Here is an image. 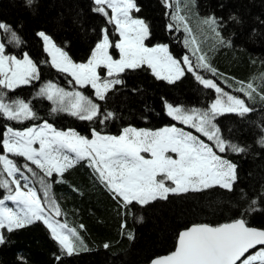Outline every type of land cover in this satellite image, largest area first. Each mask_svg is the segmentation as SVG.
<instances>
[{"label":"trees","instance_id":"trees-1","mask_svg":"<svg viewBox=\"0 0 264 264\" xmlns=\"http://www.w3.org/2000/svg\"><path fill=\"white\" fill-rule=\"evenodd\" d=\"M134 3L139 11H132L133 17L148 27L147 46L166 44L174 58L183 63L187 55L194 66L198 63L197 56L204 55L205 63L216 72L194 67L195 75L214 81L222 93L243 99L253 109L244 116L225 112L214 121L224 140L246 149L239 154L217 150L236 165L233 190L213 186L202 191L169 194L167 199L143 206L133 203L125 209L89 167V161L80 160L60 175L54 172L52 177H45L51 183L49 197L56 201L60 215H55L54 210L48 211L52 205L44 204L52 216L74 230L75 236H70L77 250L72 255L62 252L49 228L38 220L11 232L0 229L5 238L0 244V264H144L172 252L178 233L192 224L218 225L243 218L248 226L264 230V146L259 143L264 136V99L261 98L264 94V0H167V3L134 0ZM95 7L94 0H35L30 7L25 0H0V22L10 25L20 38L18 45L7 43L6 34L0 33V41L6 43L5 54L17 58L27 54L37 65L40 76L39 80L13 90L0 89L7 102L24 100L35 113V119L19 121L0 115V140L9 127L23 130L45 122L58 130H73L88 139L93 131L120 135L128 127L154 130L182 126L167 114L165 101L174 107L207 109L217 98L215 89L205 88L193 72L186 70L180 79L169 83L157 79L147 66L121 72L118 78L122 83L108 90L104 100L97 99L90 86H76L69 74L52 67L38 33L48 35L73 62L84 63L106 29L111 52L116 55L115 26L107 16L94 11ZM174 16H182L184 20L173 19ZM209 17L216 19L215 27L224 44L203 22ZM186 26L190 31H186ZM189 38L195 39L196 44L188 42L186 46ZM197 46L199 52L193 55ZM48 82L66 91L81 92L99 105V116L89 121L65 111L53 112V102L37 95ZM249 83L256 88L251 97L238 91L242 87L247 89ZM109 112L112 117L100 123ZM3 153L0 145V154ZM9 157L18 166L27 163L36 176H43L40 169L23 157L11 154ZM22 170L43 200L38 180ZM0 178L8 179L5 173ZM6 194L7 190L0 188V199ZM105 244L109 247L105 248Z\"/></svg>","mask_w":264,"mask_h":264},{"label":"snow or ice","instance_id":"snow-or-ice-1","mask_svg":"<svg viewBox=\"0 0 264 264\" xmlns=\"http://www.w3.org/2000/svg\"><path fill=\"white\" fill-rule=\"evenodd\" d=\"M34 2L35 0H25L29 7ZM165 2L167 3V0ZM94 3L96 7L93 10L107 16L109 23L116 25V31L121 39L114 47L119 50L120 58L113 59L109 55L110 41L106 29L102 30L103 39L95 45L86 64L73 63L66 52L53 44L49 36L39 32L38 35L45 42V51L52 56V67L68 73L81 87L90 84L99 100L106 99V92L112 85L122 83L120 79L101 82L96 71L100 66L107 68L108 75L113 76L114 72L138 69L146 64L157 79H164L169 83L184 75L185 67L168 53L167 45H157L153 48L144 46L143 42L149 34L148 27L142 20L130 16L132 9L139 11L134 0H94ZM105 5L111 9L110 16ZM173 19L183 21L184 17L174 16ZM203 22L220 37L214 17H209ZM172 27L173 25L170 24L169 28ZM186 31H190L187 26ZM0 33L6 34L7 43L17 45L20 43V38L10 25L0 22ZM191 43L196 44L195 39ZM220 43H225L223 37H220ZM228 44L230 46V41ZM5 50L6 43L0 41V89L13 90L40 79L37 65L27 54L21 60L6 55ZM197 52H199L198 46L193 55ZM197 61L194 66L187 55L183 57V65L188 72H193L195 75L194 67H203L215 74L216 70L205 63L204 55L197 56ZM195 78L205 88L215 89L219 94L207 109L174 107L167 101L165 107L169 116L187 125L200 136L206 137L208 141H212V145L205 143L193 132H185L175 126L154 132L125 128L119 136H101L93 131L92 139L80 136L74 131H56L47 122L39 129L28 128L23 132L13 131L9 127L0 140L4 152L0 154V165H2L0 177L6 173L10 178H0V188L6 189L8 193L0 199V229L6 228L11 232L43 219L51 229L53 238L60 244L62 252L72 255L77 250V244L70 240L68 235L58 232L57 226H53L48 215V211L53 210L55 215H60V209L56 201L49 197L51 183L45 177H52L54 172L60 175L75 163L85 159L113 194V198L122 202L125 209L133 203L143 206L157 199H167L169 193L202 191L213 186L232 191L237 178L236 165L218 155L217 150L219 153L232 151L239 154L246 149L224 140L214 121L218 115L225 112L244 116L253 109L247 106L243 99L222 93V89L214 81L204 79L200 75H195ZM238 91L251 97L252 93L256 92V88L249 83L247 89L242 87ZM37 95L53 102L55 105L53 112L65 111L81 120L89 121L100 114L99 105L90 98L79 91H66L52 82L44 84ZM221 96H226V101ZM261 98L264 99V94ZM0 115L9 120L35 119V113L29 103L21 99L7 102L2 91H0ZM112 115L111 112L107 113L100 123H104ZM36 143L39 144V148L33 147ZM259 143L264 146V136ZM68 152L73 153L74 156H69ZM142 153L150 154L151 158H145ZM168 153L176 154L177 158H173ZM7 154L23 157L40 169L43 176H36L27 163L18 166L8 158ZM22 168L32 173L38 180L41 186L39 191L43 192V200L38 190L29 186L32 181ZM169 181L175 186H169L167 183ZM11 185H15V188ZM5 200L16 203L18 209L14 211L4 206ZM45 202L53 208L46 211ZM255 203L256 201L253 200L252 204ZM58 227L65 226L58 225ZM69 231L75 236L74 230ZM131 238L129 236V239ZM4 242V236L0 235V244ZM104 247L107 248L109 245L105 244ZM250 250L254 251L250 252ZM56 259L59 260L60 257L57 256ZM151 264H264V230L249 227L243 218L216 227L194 225L179 233L174 252L154 259Z\"/></svg>","mask_w":264,"mask_h":264},{"label":"rangeland","instance_id":"rangeland-1","mask_svg":"<svg viewBox=\"0 0 264 264\" xmlns=\"http://www.w3.org/2000/svg\"><path fill=\"white\" fill-rule=\"evenodd\" d=\"M105 8L108 10V12H109V15H111L112 13H111V9H109V8H107V5H105ZM133 10H135V9H132L131 11H130V16L133 18V19H136V18H134L133 16H132V11ZM144 22V21H143ZM145 23V22H144ZM114 24V23H113ZM146 24V23H145ZM114 26H115V30H116V25L114 24ZM105 30V29H104ZM117 32V31H116ZM103 32H102V37L100 38V40H102L103 39ZM117 35H118V40L115 42V44L116 43H118L119 41H120V36H119V33L117 32ZM48 36V35H47ZM41 39H42V42H43V48H44V51H45V42H44V40H43V38L41 37ZM99 40V41H100ZM52 41V40H51ZM110 41V40H109ZM186 42L188 43L189 42V45L191 44V42L192 41H190V38L189 39H187L186 40ZM144 46L145 47H148V48H153V47H156L157 45H154V46H147L146 44H145V40H144ZM158 45H166V44H158ZM167 48H168V46H167ZM48 55H49V53L47 52V51H45ZM64 52V51H63ZM108 52H109V55H111L112 57H113V59H119L120 58V54H119V50L118 49H116L115 48V53H116V55H113V53L111 52V44H110V46H109V49H108ZM168 53L172 56V54L170 53V51H169V49H168ZM25 55V54H24ZM24 55L21 57V58H17V59H23V57H24ZM58 55V54H57ZM11 56V55H10ZM49 57V61H50V63L52 62V56L51 55H49L48 56ZM90 57H91V55H90ZM89 57V58H90ZM173 57V56H172ZM89 58H88V60H89ZM174 58V57H173ZM174 59H176V58H174ZM88 60L86 61V62H84L85 64L88 62ZM176 60H178V59H176ZM179 61V60H178ZM73 63H75V62H73ZM76 64H80V63H76ZM51 65H52V63H51ZM181 65H182V67H185V71H186V66H184L183 65V63L181 62ZM142 66H147L146 64L145 65H142ZM148 67V66H147ZM149 68V67H148ZM56 69V68H55ZM150 69V71H151V73L153 74V72H152V70H151V68H149ZM96 71H97V74L100 76V78H101V82L103 81V80H112V79H119L118 78V75L120 74V73H115L114 72V74H113V76H109L108 75V69L107 68H105V67H103V66H100V67H98L97 69H96ZM185 73V72H184ZM68 74V73H67ZM163 74V73H162ZM154 75V74H153ZM155 76V75H154ZM72 77V76H71ZM156 77V76H155ZM182 77V76H181ZM180 77V78H181ZM74 80V79H73ZM164 80V79H163ZM167 81V80H166ZM74 82H75V80H74ZM75 85L76 86H80V85H78V84H76V82H75ZM116 85V84H115ZM115 85H112L110 88H109V90L111 89V88H113ZM85 86V85H84ZM88 86H90L93 90H94V94H95V89L89 84ZM81 87V86H80ZM44 123H42V124H40V125H38V126H34V127H30V128H36V129H39L42 125H43ZM181 125L182 126H175V125H172V126H168V127H162V128H159V129H154V130H151V129H137V128H134V129H137V130H147V131H158V130H161V129H164V128H170V127H173V126H175V127H177V128H180V129H183L185 132H193V134L194 135H197V136H200V134L199 133H195V131H193V129H191L190 127H188L187 125H184V124H182L181 123ZM52 126V125H51ZM52 128L53 129H55L53 126H52ZM128 128H133V127H128ZM8 129V128H7ZM7 129H6V131H7ZM28 129V128H27ZM27 129H23V130H15V129H13V131H20V132H23V131H26ZM56 131H61V132H68V131H73V130H58V129H55ZM75 132V131H74ZM76 133V132H75ZM122 133H123V130H122ZM121 133V134H122ZM78 134V133H77ZM93 134V133H92ZM120 134V135H121ZM79 135V134H78ZM101 136H119V135H108V134H100ZM81 136V135H80ZM84 137V136H83ZM93 138V135H92V137L90 138V139H92ZM200 138L201 139H203L204 141H205V143H208V144H210L209 142H207L206 141V139H204V138H202L201 136H200ZM206 138V137H205ZM211 145V144H210ZM33 147L34 148H39V144L38 143H36V144H33ZM4 154V153H3ZM69 156H74V154L73 153H70V152H68L67 153ZM169 155H172L173 156V158H177L176 157V154H174V153H168ZM218 154V153H217ZM8 155V158L10 159V157H9V155L10 154H7ZM142 155H144L145 156V158H148V159H150L151 158V156H150V154H148V153H142ZM219 155V154H218ZM0 168H2V165H0ZM5 175L7 176V174L5 173ZM26 175V174H25ZM8 179H10V178H8ZM31 180V179H30ZM21 183L23 184V181H21ZM168 183V185L169 186H171V187H174L175 185L174 184H172L170 181L169 182H167ZM13 186V188H15V185H12ZM30 187H33V185H32V183H30V185H29ZM34 188V187H33ZM25 191H26V189H25ZM169 194H173V193H169ZM168 194V195H169ZM7 195V194H6ZM5 195V196H6ZM4 198V197H3ZM2 198V199H3ZM4 206H6V207H9V208H11V209H13L14 211L15 210H17L18 209V205L16 204V203H14L13 201H10V200H5V202H4ZM47 211V210H46ZM48 215L51 217V215L49 214V212H48ZM40 221H44L43 219H41ZM51 221H52V223H53V226H57V230H58V232H61L62 234H64V235H68L69 236V239L70 240H72L74 243H75V241L73 240V239H71V232L69 231V230H72V229H70V228H68L67 226H66V224L64 223V222H58L57 220H55V219H53V218H51ZM58 225H64L65 227L64 228H60V227H58ZM48 226V225H47ZM50 231H51V229H50ZM51 234H52V231H51ZM0 235H1V232H0Z\"/></svg>","mask_w":264,"mask_h":264},{"label":"water","instance_id":"water-1","mask_svg":"<svg viewBox=\"0 0 264 264\" xmlns=\"http://www.w3.org/2000/svg\"><path fill=\"white\" fill-rule=\"evenodd\" d=\"M231 222H233V221L226 222V223H231ZM226 223H221V224H218V225H209V226L216 227V226H219V225H222V224H226ZM194 225H208V224H192V225L188 226V227L185 228V229H188V228H190V227H192V226H194ZM249 227H250V226H249ZM254 228H255V227H254ZM185 229H183V230H185ZM257 229H259V228H257ZM183 230H181V231H183ZM181 231H180V232H181ZM180 232H179V233H180ZM179 233H178V236H179ZM177 239H178V237H177ZM176 245H177V240H176L175 248H176ZM257 247L259 248L260 246H257ZM175 248H174V250H173L172 252L175 251ZM251 251H253V250H250V252H251ZM172 252H170V253H168V254H165V255L157 256V257L153 258L152 260H150L148 263H144V264H151V262H152L154 259L168 256V255H170Z\"/></svg>","mask_w":264,"mask_h":264}]
</instances>
